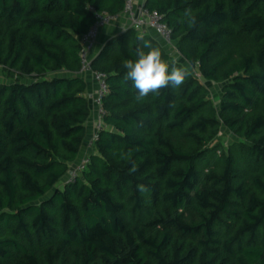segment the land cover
Segmentation results:
<instances>
[{
    "label": "trees",
    "instance_id": "obj_1",
    "mask_svg": "<svg viewBox=\"0 0 264 264\" xmlns=\"http://www.w3.org/2000/svg\"><path fill=\"white\" fill-rule=\"evenodd\" d=\"M124 0H0V264H264V0H145L193 73L136 100L130 27L92 60L107 74L95 152L75 180L92 100L81 41ZM196 18L189 27L184 16ZM91 100V101H90ZM225 125L239 141L214 143ZM214 143V144H213Z\"/></svg>",
    "mask_w": 264,
    "mask_h": 264
},
{
    "label": "built area",
    "instance_id": "obj_2",
    "mask_svg": "<svg viewBox=\"0 0 264 264\" xmlns=\"http://www.w3.org/2000/svg\"><path fill=\"white\" fill-rule=\"evenodd\" d=\"M125 6L122 13L109 15L107 13L95 12L96 21L89 31L80 38L81 49V74H92L98 84V91L92 96V101L97 108L98 122L97 128L102 126V117L105 114L103 109V98L108 91L107 74L94 71L92 68V57L97 45L99 36L103 28L112 25L121 17L128 19L130 27L136 29L139 33H150L162 39L163 44L171 45L172 31L163 21V17L157 11H151L139 3L137 0H124ZM97 129V130H98ZM96 139V136L94 140ZM89 159L86 158L75 169H72L69 175L70 181H75L86 169Z\"/></svg>",
    "mask_w": 264,
    "mask_h": 264
},
{
    "label": "clouds",
    "instance_id": "obj_3",
    "mask_svg": "<svg viewBox=\"0 0 264 264\" xmlns=\"http://www.w3.org/2000/svg\"><path fill=\"white\" fill-rule=\"evenodd\" d=\"M184 16L189 27L196 23L195 16L190 9H185ZM143 41V48L137 49V58L125 61L127 69L125 79L131 80L136 90V100L141 101L149 94H157L163 88L169 86L179 88L190 75L187 67L176 66L175 62L169 64L162 56L159 48L153 47L151 43L141 35L138 37Z\"/></svg>",
    "mask_w": 264,
    "mask_h": 264
},
{
    "label": "crops",
    "instance_id": "obj_4",
    "mask_svg": "<svg viewBox=\"0 0 264 264\" xmlns=\"http://www.w3.org/2000/svg\"><path fill=\"white\" fill-rule=\"evenodd\" d=\"M137 1L141 4L145 3V0H137ZM128 28H130V23L128 19H126L125 17H121L120 20L116 21L112 25L103 28L99 36L95 50L93 52L92 60L98 56V54L100 53L106 42H108L114 36L127 30ZM82 76L85 78L87 83V95L90 99H92V96L96 94V92L98 91V84L95 81L92 74H82ZM91 106H92V113L86 124L87 132H86L85 141L81 148L78 159L74 162L76 166L80 164L82 161H84L86 158H89V156L95 152L94 138L97 132V128H96L97 124H95L96 121L95 118L98 115V113H97V108L93 102H91Z\"/></svg>",
    "mask_w": 264,
    "mask_h": 264
},
{
    "label": "rangeland",
    "instance_id": "obj_5",
    "mask_svg": "<svg viewBox=\"0 0 264 264\" xmlns=\"http://www.w3.org/2000/svg\"><path fill=\"white\" fill-rule=\"evenodd\" d=\"M163 46H164V49L167 52L170 53V56H171V59L172 60H175V61L179 62L181 65H183L184 67H187L188 70L191 73H193L197 78H199L202 81V83L210 91L208 98L211 99L212 102L218 107L219 106L220 99L222 97V86L223 85L220 84V83L206 81L204 78H202L201 75L199 74L198 70L195 67H193L182 56V54L179 52L176 42H173L171 45L163 44ZM6 81H7V76L4 73V69L2 67H0V83H4ZM92 106H93V104H92ZM93 114H95V113H93ZM97 116L95 118L96 119L95 124H97V122H98V117ZM235 141H239V138L234 133H232L225 125H223L221 127V131H220L219 135L217 136L216 140L214 141V143H221L223 146L227 147L230 144H233ZM76 167L77 166H76L75 163H73V164L70 165V169H69V173H68V179H69L70 172L72 171V169H75Z\"/></svg>",
    "mask_w": 264,
    "mask_h": 264
},
{
    "label": "water",
    "instance_id": "obj_6",
    "mask_svg": "<svg viewBox=\"0 0 264 264\" xmlns=\"http://www.w3.org/2000/svg\"><path fill=\"white\" fill-rule=\"evenodd\" d=\"M158 39H159V41H161L162 42V39L160 38V37H158V36H156Z\"/></svg>",
    "mask_w": 264,
    "mask_h": 264
}]
</instances>
